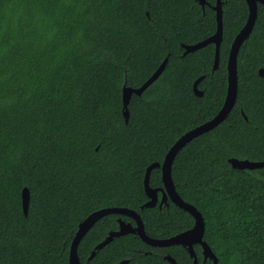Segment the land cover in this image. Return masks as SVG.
<instances>
[{"label":"trees","instance_id":"16d2710c","mask_svg":"<svg viewBox=\"0 0 264 264\" xmlns=\"http://www.w3.org/2000/svg\"><path fill=\"white\" fill-rule=\"evenodd\" d=\"M215 44L186 53L217 31ZM0 0V264H69L79 225L105 208L139 213L146 234L167 239L191 229L193 216L168 200L144 208L147 168L162 164L190 130L212 120L228 91L231 45L248 20L246 0ZM168 58L159 78L133 94ZM264 5L238 57V94L227 118L193 139L172 166L176 191L205 221L204 241L218 264H264ZM202 96L194 92L195 82ZM152 188H163L154 168ZM30 192L28 215L22 191ZM160 195V194H159ZM161 198V195L159 196ZM119 220L110 214L78 246L81 264H193L181 245L153 247L137 234L95 248ZM199 264L201 245L194 246Z\"/></svg>","mask_w":264,"mask_h":264},{"label":"water","instance_id":"95a60500","mask_svg":"<svg viewBox=\"0 0 264 264\" xmlns=\"http://www.w3.org/2000/svg\"><path fill=\"white\" fill-rule=\"evenodd\" d=\"M199 4L204 8L206 0H197ZM249 8V16L247 23L242 28V30L235 37L231 50L229 53L228 63H227V72H228V91L225 103L220 110V112L210 121L190 130L186 134H184L169 150L167 153L165 160L162 164L154 163L150 165L145 174L144 178V188L148 197V202L142 206L144 208L155 207L159 204L160 207L163 204H166L168 200L172 201L175 205L180 207L181 209L189 212L194 220V226L176 236L167 239H155L149 237L144 229L143 221L138 212L134 210H130L128 208H105L94 212L88 218H86L80 225L79 229L76 233V236L71 244L70 255H69V264H81L79 256H78V246L82 240V238L86 235V233L97 223L100 219L110 214H117L128 216L135 220L136 226L133 227L131 224L126 223L124 221L119 220V230L110 232L104 241H102L92 252L90 258H93L96 251L105 247L109 244L114 238H118L120 236L132 233L137 234L146 244L153 247H171L175 245L183 246L190 256L193 258V264H199L198 258L194 249V246L199 244L203 249V255L205 260L211 259L213 264H218V259L216 255L213 253L210 246L204 241V232H205V221L202 214L198 211L196 207L193 205L186 203L176 191L173 179H172V166L173 162L179 153V151L185 147L188 143H190L193 139L198 136L207 133L214 128H216L220 123H222L230 111L234 107L238 94V69H237V57L239 50L244 43V41L249 37L250 33L253 30L255 22L258 17V4L261 3L264 5V0H246ZM217 16V31L210 38L199 42L194 45L185 46L186 53L194 52L208 44H215L216 52H215V64L213 70H216L220 64V46L223 40V12L220 1H218L217 5L214 7ZM168 58H166L163 63L160 65L158 70L138 89L131 87L123 88V114L128 121L129 119V109L128 105L130 103L131 97L133 94L141 96L142 93L152 84L154 83L159 76L164 71ZM259 75L264 77V68L259 70ZM204 77L199 78L194 84V92L197 96H202L203 92L199 90L198 84ZM230 164L233 168L244 170V169H259L264 167V161L260 162H252L249 160H238V159H230ZM154 168H161L162 170V182L164 184L163 188H152L150 186V176L151 172ZM159 191L162 192V198H159ZM29 202H30V192L27 188H24L22 191V205L24 214L28 215L29 210ZM166 260L171 262L172 264H178L170 255L165 257Z\"/></svg>","mask_w":264,"mask_h":264},{"label":"flooded vegetation","instance_id":"af4514ba","mask_svg":"<svg viewBox=\"0 0 264 264\" xmlns=\"http://www.w3.org/2000/svg\"><path fill=\"white\" fill-rule=\"evenodd\" d=\"M159 194L161 195V198H162V192L161 191H159ZM159 195V196H160ZM160 198V197H159ZM161 198H160V200H161ZM164 205V204H163ZM128 263V260H123V261H121V264H127Z\"/></svg>","mask_w":264,"mask_h":264}]
</instances>
